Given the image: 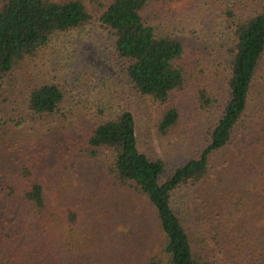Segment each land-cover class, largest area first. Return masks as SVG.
Wrapping results in <instances>:
<instances>
[{"label":"trees","instance_id":"16d2710c","mask_svg":"<svg viewBox=\"0 0 264 264\" xmlns=\"http://www.w3.org/2000/svg\"><path fill=\"white\" fill-rule=\"evenodd\" d=\"M93 24L112 40L111 86L24 76V107L2 108L10 77L57 36ZM209 63L216 72L204 84ZM260 91L264 0H0V264H122L114 252L134 255L141 240L144 264H264ZM184 93L215 112L202 148L174 163L141 145L138 107L159 105L165 140L181 123ZM78 167L84 181L98 169L92 187L114 202L112 218L136 208L152 232L117 231L111 250L91 251L73 192Z\"/></svg>","mask_w":264,"mask_h":264},{"label":"rangeland","instance_id":"374dc122","mask_svg":"<svg viewBox=\"0 0 264 264\" xmlns=\"http://www.w3.org/2000/svg\"><path fill=\"white\" fill-rule=\"evenodd\" d=\"M111 45L112 40L109 33L100 28L98 24L57 36L50 46L28 66L26 71L18 72V75L7 80L5 98H9L11 103L8 105L3 103L2 108L7 106L16 109L24 107L26 101L24 96L28 86L30 87V84L24 80V76L30 78V75L42 74L47 79L58 77L60 82L67 83L74 80L76 82L77 78H83V80L91 81L94 86L100 88L99 90L111 86L115 81L114 71L117 65ZM203 68L206 77L204 84H208L216 72L215 64L209 63ZM191 72L195 71L192 70ZM262 82L260 83L261 86ZM263 92H259L255 101H258V96ZM181 96L184 100L181 104L183 111L181 123L177 130L165 140L159 138L156 133L161 114L159 105L150 99H145L138 107V110L144 113L143 118H140L142 125L139 128L141 145H150L153 152L160 156H173L174 163H180L184 159L194 157L196 151L202 148L201 137H204L206 128L212 125L215 112L214 108L205 109L202 106V102L198 99L199 94L192 101L188 100L189 95L186 93ZM254 110L253 118L257 119L264 112V100ZM84 111L86 110H80L78 113ZM86 171L87 168L78 167V174L73 178V192L79 194L77 205L83 212L84 227L82 228L87 231L84 238L82 235L80 236L84 239L83 243L88 244V247L90 246L91 251L97 252L100 247L105 245L111 250L114 246L109 245L111 242L109 238H111L110 235L117 236V231L119 233L124 232L127 239L128 236L135 239L132 235L143 236L152 232L149 214L146 217L147 214L136 208H132V214L128 215L130 218L123 220V222L120 221L122 217L112 218L110 206L112 207L114 202H109L108 197H99L98 186L92 187L95 178L98 182L101 181L98 169L92 170L93 177L89 181L82 179V177L86 178ZM87 194L88 197H86ZM103 201L108 205L104 204ZM132 246L134 255L122 251L114 253L117 254L119 260H122V264H144V260L149 256L148 243L141 240L139 245Z\"/></svg>","mask_w":264,"mask_h":264}]
</instances>
